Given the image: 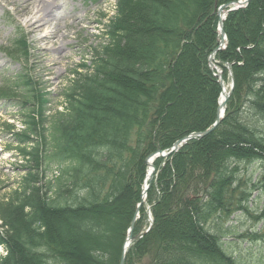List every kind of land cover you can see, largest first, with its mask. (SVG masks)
Masks as SVG:
<instances>
[{"label":"trees","instance_id":"obj_1","mask_svg":"<svg viewBox=\"0 0 264 264\" xmlns=\"http://www.w3.org/2000/svg\"><path fill=\"white\" fill-rule=\"evenodd\" d=\"M230 1H119L92 65L71 73L65 108L49 128L53 149L42 161L45 172L60 170L46 186L52 198L43 209L42 188L25 179L13 197L0 199L1 228L10 234L0 231L7 251L0 264H78L83 248L95 264H114L141 199L146 159L215 120L221 88L208 58L217 47L216 10ZM225 31L228 48L216 58L233 64L235 79L226 117L209 136L155 161L147 201L154 225L126 264H249L232 255L233 230L225 223L234 215L251 218L247 170L264 163V0L231 12ZM14 53L22 56L17 47ZM186 66L203 96L190 123L178 125L175 99ZM17 79L0 88V101L23 107L24 130L15 136L38 147L52 97L28 74ZM141 213L146 219V208Z\"/></svg>","mask_w":264,"mask_h":264},{"label":"rangeland","instance_id":"obj_2","mask_svg":"<svg viewBox=\"0 0 264 264\" xmlns=\"http://www.w3.org/2000/svg\"><path fill=\"white\" fill-rule=\"evenodd\" d=\"M120 0H58L54 11L53 18L50 19L52 24L58 23L61 28V32L68 31L69 38L65 39L63 46L59 45V40L53 45L51 42H38L32 38L28 32V29L24 23L26 16L23 13L22 8H18L13 4L6 3L4 7L0 8V88L5 85H12L14 78L19 74L28 73L32 70L30 78H33L38 87L44 91V93L51 94L52 104L45 105L49 107V111L45 113V122L43 127L46 128V132L40 131V138H35L39 141L40 146L31 144V141L22 142L25 143L29 153H34V156L30 157L24 155L17 146V140L13 138L11 133L4 130L3 125L10 123L18 125L21 128L23 125L22 117L17 115L16 109H8L7 106L0 103V199L6 201L14 196V192L23 185L25 179H30L36 183V187H43L45 183L47 185L50 182H54V173H47V177L44 178L42 173H45L48 161L45 159L42 161V157H48L49 152L47 149H53L50 141L52 121L59 112L64 109V100L61 98V94L67 85V81L70 72L78 69L85 61L91 64L92 54L100 49L103 41L102 31L108 30L115 18H117V8ZM238 0L230 1L227 4H222L216 10V15L219 20V14L229 16V11L220 10V7L235 3ZM238 11V10H236ZM235 12V11H232ZM76 14L81 21H76L73 18ZM78 17V18H79ZM67 28V30H66ZM219 39L217 33V41ZM18 46L19 52L27 56L23 57L21 62L17 60L11 52L14 46ZM218 45V42H217ZM215 62V60H214ZM218 63V64H217ZM215 65L217 69L214 72L217 74L223 71V79L228 87L231 88L232 76L228 70V62L221 63L216 58ZM221 69V70H220ZM27 70V71H25ZM226 71V72H225ZM233 72V70H232ZM194 72L191 67L186 66L184 69V84L183 91L177 94L175 102L179 105L176 114L174 115L175 122L179 124L190 123L189 116L192 111L195 110L198 102L203 96V89L196 87L194 89ZM217 101V107L218 102ZM208 110L205 112L207 113ZM36 122H40V116L38 112L35 113ZM192 122V121H191ZM41 125V123H40ZM42 128V127H41ZM17 132V131H16ZM47 140V145L43 146V140ZM34 146V147H33ZM33 149V150H32ZM22 150V148H21ZM249 180H248V192L250 193V201L248 207L254 212L249 215H234L230 221L225 223V227L231 226L234 237L230 239L232 247V255L242 256L244 261L249 264H264V240L253 241L251 238H242L244 234H264V163L255 167H249ZM58 176V171L55 173ZM251 174V175H250ZM43 178V179H42ZM46 185V186H47ZM254 186H256L254 188ZM46 194L48 195L46 197ZM52 198V193H47V188L42 189L40 196L41 207L45 208V202L47 198ZM146 206V219L141 216L137 225L140 226L139 232L135 233L136 236L145 232L150 225L152 219L151 206L145 203ZM253 216H261L260 221H255ZM112 221L118 222L116 217L110 218ZM1 227V222H0ZM7 237L10 234L0 229ZM112 233L115 231L112 229ZM114 243L113 241H111ZM125 243V241H124ZM92 242L87 243L89 246ZM124 246V244H123ZM122 246V248H123ZM121 251L116 257H114V264H119ZM80 257L78 264H95L89 257L85 248L80 250ZM0 254H2L0 252Z\"/></svg>","mask_w":264,"mask_h":264},{"label":"bare ground","instance_id":"obj_3","mask_svg":"<svg viewBox=\"0 0 264 264\" xmlns=\"http://www.w3.org/2000/svg\"><path fill=\"white\" fill-rule=\"evenodd\" d=\"M6 3L13 4L18 8H22L24 15L26 16L24 23L28 29L29 34L32 38L36 39L38 42H51L53 45L61 38L58 42L60 46H63L65 39L69 38L68 31L61 32L60 25L58 23L52 24L50 21L53 18L55 6L58 0H3ZM6 3L0 0V8H2ZM76 14L73 18L76 21H81L82 18H78ZM67 30V28H66ZM224 94L222 96V101L228 96L230 87L224 84ZM151 169L149 168V173ZM80 252V251H79ZM80 255V253H79ZM81 256V255H80ZM79 256V257H80Z\"/></svg>","mask_w":264,"mask_h":264},{"label":"water","instance_id":"obj_4","mask_svg":"<svg viewBox=\"0 0 264 264\" xmlns=\"http://www.w3.org/2000/svg\"><path fill=\"white\" fill-rule=\"evenodd\" d=\"M226 6H223L220 10H223L225 9ZM221 14H219L220 16ZM220 28L222 30V35H223V38L222 40H220L219 44H220V47L214 52L213 55L217 54V52H219L222 48H224V45H225V40H224V24H223V18H220ZM229 69L231 70V67L229 66ZM233 78V77H232ZM219 83L221 85V87L223 88V79L221 76H219ZM234 91V83L232 85V88H231V91L230 93L228 94V96H226L225 100L223 102H220L219 103V108L217 110V115H216V121L215 123L213 124V126H211L210 128H208L207 130L203 131V132H198V133H193L191 134L190 136L176 142L171 150V152H169L167 155L161 151L151 155L148 160H147V163L149 164L150 162L152 163V161L158 157V156H168L170 154H172L173 152H176L177 150H179L181 147H183L185 144H187L188 142H190L191 140H195V139H201V138H204L206 136H208L209 134H211L212 132H214L216 130V128L220 125V123L222 122V120L224 119L225 117V111H226V105H227V102H228V99L229 97L231 96V94L233 93ZM152 166V164H151ZM152 171L149 175L150 179L153 178L154 176V173H155V168L152 166ZM148 177V178H149ZM150 188V184L148 187H145L144 188V194L147 193V191L149 190ZM142 205V203H141ZM140 205V206H141ZM140 206H139V209L137 211V214L140 210ZM137 214L135 215L133 221H132V225H131V234L129 236V241H135L138 237H135L133 238L132 236V232H133V229L135 227V223H136V220H137ZM148 232V231H147ZM146 232V233H147ZM140 238V237H139ZM126 256H127V251L124 250L123 254H122V257H121V261H120V264H125V261H126Z\"/></svg>","mask_w":264,"mask_h":264}]
</instances>
